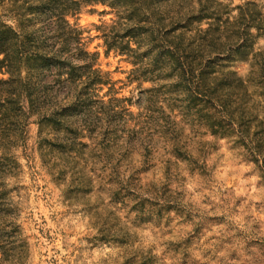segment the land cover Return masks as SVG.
I'll list each match as a JSON object with an SVG mask.
<instances>
[{
  "label": "trees",
  "instance_id": "16d2710c",
  "mask_svg": "<svg viewBox=\"0 0 264 264\" xmlns=\"http://www.w3.org/2000/svg\"><path fill=\"white\" fill-rule=\"evenodd\" d=\"M99 6L104 7L100 15H113L111 23L97 28L106 56L114 53L132 65V78L141 86L152 84L140 88L137 100L144 110L136 132L141 141L150 140L143 133L151 126L180 158L182 124H189L205 135L233 140L264 184L261 4L0 0V264H26L30 257L19 154L27 146L29 126L38 125L40 133L44 127L67 130L63 143L95 142L105 135V107L123 102L114 97L110 74L98 66L100 54L89 51L85 31L71 22ZM242 65L248 66L246 75ZM101 163L96 176L113 195L133 184L109 169L110 162Z\"/></svg>",
  "mask_w": 264,
  "mask_h": 264
},
{
  "label": "rangeland",
  "instance_id": "374dc122",
  "mask_svg": "<svg viewBox=\"0 0 264 264\" xmlns=\"http://www.w3.org/2000/svg\"><path fill=\"white\" fill-rule=\"evenodd\" d=\"M225 1L264 7V0ZM96 10L71 22L85 31L89 51L100 54L98 66L123 102L105 107V135L95 142L63 143L67 130L40 133L38 125L29 126L27 146L19 151L26 264H264V184L255 166L233 140L185 123L180 158L151 126L143 133L150 140L142 142L136 132L144 110L137 100L140 88L152 84L141 86L132 65L106 56L97 28L113 15ZM258 47L264 49V39ZM103 160L133 184L113 195L96 176Z\"/></svg>",
  "mask_w": 264,
  "mask_h": 264
}]
</instances>
